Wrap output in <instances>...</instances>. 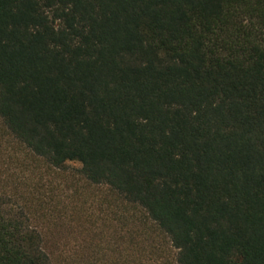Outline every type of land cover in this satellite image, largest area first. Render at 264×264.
Wrapping results in <instances>:
<instances>
[{
  "label": "trees",
  "instance_id": "16d2710c",
  "mask_svg": "<svg viewBox=\"0 0 264 264\" xmlns=\"http://www.w3.org/2000/svg\"><path fill=\"white\" fill-rule=\"evenodd\" d=\"M0 129L141 208L176 264H264V0H0ZM17 180L0 264H54Z\"/></svg>",
  "mask_w": 264,
  "mask_h": 264
},
{
  "label": "rangeland",
  "instance_id": "374dc122",
  "mask_svg": "<svg viewBox=\"0 0 264 264\" xmlns=\"http://www.w3.org/2000/svg\"><path fill=\"white\" fill-rule=\"evenodd\" d=\"M16 180L26 182L19 195L30 186L51 201L45 219L33 226L54 264H176L169 239L141 208L108 187L90 184L77 163L51 168L0 129V184L12 195Z\"/></svg>",
  "mask_w": 264,
  "mask_h": 264
}]
</instances>
